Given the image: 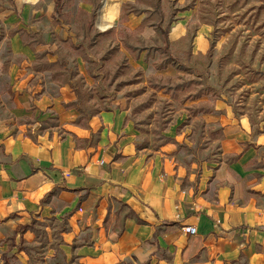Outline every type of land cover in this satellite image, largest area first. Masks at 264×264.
I'll return each mask as SVG.
<instances>
[{
  "label": "crops",
  "instance_id": "crops-1",
  "mask_svg": "<svg viewBox=\"0 0 264 264\" xmlns=\"http://www.w3.org/2000/svg\"><path fill=\"white\" fill-rule=\"evenodd\" d=\"M8 1L0 0L1 19L35 32L56 14L55 0ZM127 1L101 0L104 30L120 22ZM92 9L91 0H66L62 11L74 21ZM137 16L129 14L131 24ZM69 28L67 20L61 30ZM154 33L145 25L140 35ZM11 41L14 52L32 50L19 34ZM36 43L37 50L46 47ZM195 43L201 51L208 39L200 34ZM30 66L9 65L0 54V264L7 238L51 208L41 203L46 191L55 192L53 202L69 215L80 264H264V132L253 133L237 118L221 121L237 158L219 164L195 189L185 188L169 160L125 153L104 115L79 125L78 112L63 107L71 98L66 86L58 85V94L42 92L44 79ZM98 130V149L78 145V137ZM185 225L197 233H186Z\"/></svg>",
  "mask_w": 264,
  "mask_h": 264
},
{
  "label": "rangeland",
  "instance_id": "rangeland-1",
  "mask_svg": "<svg viewBox=\"0 0 264 264\" xmlns=\"http://www.w3.org/2000/svg\"><path fill=\"white\" fill-rule=\"evenodd\" d=\"M65 1L41 26L46 36L0 17V54L9 65L31 63L44 79L42 92L58 94V85L66 86L71 98L62 104L78 112L79 125L104 115L125 153L169 160L181 186L193 189L237 158L222 123L237 118L253 133L264 132V0H131L106 30L101 0H91L93 24L92 13L73 21L71 11H62ZM67 20L70 28L62 31ZM145 25L156 30L149 39L140 35ZM167 25L177 35L168 48L157 27ZM16 34L30 52H14ZM200 34L208 44L198 51ZM35 42L46 47L37 50ZM78 138L80 147L98 149L101 131ZM53 193L41 200L50 209L35 212L29 228L7 238L3 264H80L78 237Z\"/></svg>",
  "mask_w": 264,
  "mask_h": 264
},
{
  "label": "trees",
  "instance_id": "trees-1",
  "mask_svg": "<svg viewBox=\"0 0 264 264\" xmlns=\"http://www.w3.org/2000/svg\"><path fill=\"white\" fill-rule=\"evenodd\" d=\"M60 0H56V7H55V12H60ZM95 17H96V13L95 12H93L92 13V18H91V22H90V24H93L94 23V21H95ZM169 26L170 25H167V26H164V27H162V26H157L158 27V29H159V31H160V34H161V36H162V40H163V42H164V46L166 47V48H168V46H169V43H170V41H169Z\"/></svg>",
  "mask_w": 264,
  "mask_h": 264
},
{
  "label": "built area",
  "instance_id": "built-area-1",
  "mask_svg": "<svg viewBox=\"0 0 264 264\" xmlns=\"http://www.w3.org/2000/svg\"><path fill=\"white\" fill-rule=\"evenodd\" d=\"M183 229L186 233H189V234L197 233V227L195 225H185Z\"/></svg>",
  "mask_w": 264,
  "mask_h": 264
}]
</instances>
